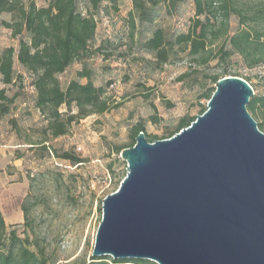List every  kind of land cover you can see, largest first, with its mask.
Segmentation results:
<instances>
[{"label":"rangeland","instance_id":"rangeland-1","mask_svg":"<svg viewBox=\"0 0 264 264\" xmlns=\"http://www.w3.org/2000/svg\"><path fill=\"white\" fill-rule=\"evenodd\" d=\"M29 1L21 3L27 5ZM32 1L37 7L47 3V0ZM233 1L235 7L243 9V14L230 15L227 34L214 41L211 47L214 52L225 38L242 31L252 35L257 32L264 43V0ZM131 10V0L103 2L90 44L92 49L100 47L101 52L74 63L60 77L64 87L70 79H76L79 70L86 68L95 86L110 82L106 96L109 104L119 107L72 124L65 136L46 137V122L34 107L31 77L14 58L15 74H23V89L19 90L20 96L10 113L0 117V212L7 227L6 235L13 227L20 239L28 236L38 242L53 264L89 261L102 217V200L118 189L126 174V163L115 154V149L130 143L135 124L141 123L147 136L162 138L173 132L182 117H196L201 107H206L207 102L200 96L214 88L209 80L214 75L247 78L254 95H264V61L248 67L233 52L226 62L213 60L202 66L194 62L187 49L175 46L167 62L158 65L154 55L143 47L157 28L163 30L167 40L186 33L194 18L192 0H181L172 14L161 4L155 10V20L144 24L136 20L134 31L127 22ZM17 20L16 14H0V53L8 47H13L16 53L19 40H28L24 33L13 38L11 30L3 26L4 22ZM5 88L8 96L18 91L17 86ZM60 111L65 112V107ZM71 111L76 113L74 106ZM154 116L156 123L151 121ZM253 116L264 126V117L259 112ZM44 140L47 141L44 146L40 145ZM43 148L58 154L68 151L83 163L74 165L57 159ZM22 206L27 209L28 225H23ZM2 244L0 238V247Z\"/></svg>","mask_w":264,"mask_h":264},{"label":"water","instance_id":"water-1","mask_svg":"<svg viewBox=\"0 0 264 264\" xmlns=\"http://www.w3.org/2000/svg\"><path fill=\"white\" fill-rule=\"evenodd\" d=\"M206 110L171 138L140 132L126 174L102 200L91 257L155 264H264V133L253 88L226 76Z\"/></svg>","mask_w":264,"mask_h":264},{"label":"trees","instance_id":"trees-1","mask_svg":"<svg viewBox=\"0 0 264 264\" xmlns=\"http://www.w3.org/2000/svg\"><path fill=\"white\" fill-rule=\"evenodd\" d=\"M116 0H47L46 6L37 7L32 0L27 5L21 0H0V14H16L17 21L4 22L3 26L11 30L13 38L23 33L28 40H19L18 50L8 47L0 53V117L10 113L11 107L19 98L22 90L23 74H15V60L18 65L31 77V86L35 92L34 107L46 122L44 133L46 137L56 139L67 134L68 128L90 115H100L118 108V104H109L106 89L110 82L104 86H95L91 79V72L82 68L76 73V79H70L63 87L60 77L74 63H81L101 52V48H91L94 40L97 21L96 15L100 12L103 2ZM181 0H131L132 10L128 13L127 22L132 31L136 29V20L140 24L151 23L155 20L156 8L163 4L168 14L175 12ZM194 5V18L188 31L176 35L172 40L165 38L162 29H155L151 37L144 42L143 47L152 53L158 65L167 62L172 49L183 47L188 55L198 65H207L213 60L226 62L233 52L238 53L248 67L257 66L264 61V43L260 42L257 32L252 35L242 31L225 38L217 52L211 50L215 40L227 34V22L230 15L242 16L243 9L237 8L233 0H192ZM149 2V5L147 4ZM84 7L81 8L80 5ZM116 10V8H114ZM219 24V26H216ZM132 35V34H131ZM255 35V40L252 38ZM229 47V49H227ZM105 57H109L106 54ZM15 58V60H14ZM236 76V75H230ZM226 76L214 75L209 78L212 85ZM253 88L249 79L241 77ZM85 79V83L78 80ZM18 82V84H17ZM16 87L17 92L8 96L5 87ZM215 88L208 89L200 96L206 102L210 99ZM254 90V89H253ZM145 98L147 96H144ZM75 107L76 113L71 108ZM170 106V104H168ZM65 107L66 111L61 112ZM206 110L202 106L199 115ZM247 111L255 120L253 114L259 112L264 117V95L250 98ZM197 117V116H196ZM196 117L184 116L179 120L173 132L158 138L147 136L141 123L131 128L130 143L127 146L116 148L115 154L135 144L137 135L142 132L149 143L171 138L180 130L187 128ZM153 123L157 118L151 117ZM256 122V120H255ZM257 123L259 131L264 133V126ZM44 140L40 145L44 146ZM33 145L31 144V147ZM52 153L57 159L67 161L74 165L83 161L68 151L52 152L50 148H43ZM23 225L26 221L27 209L22 206ZM6 225L0 212V264H53L46 256L45 249L38 242H33L28 236L20 239L16 230L11 227L6 235ZM6 237V238H5ZM64 264H70L69 262ZM71 264H79L77 261ZM81 264H155L147 260L123 259L114 260L108 256L93 258Z\"/></svg>","mask_w":264,"mask_h":264}]
</instances>
